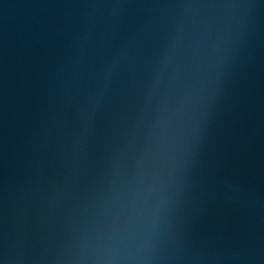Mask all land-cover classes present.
<instances>
[{"label":"water","instance_id":"95a60500","mask_svg":"<svg viewBox=\"0 0 264 264\" xmlns=\"http://www.w3.org/2000/svg\"><path fill=\"white\" fill-rule=\"evenodd\" d=\"M0 264H264V0H0Z\"/></svg>","mask_w":264,"mask_h":264}]
</instances>
